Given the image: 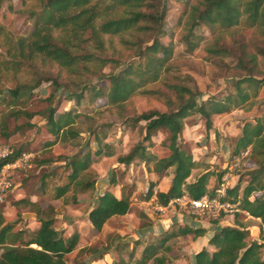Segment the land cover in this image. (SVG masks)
Segmentation results:
<instances>
[{
    "label": "trees",
    "instance_id": "1",
    "mask_svg": "<svg viewBox=\"0 0 264 264\" xmlns=\"http://www.w3.org/2000/svg\"><path fill=\"white\" fill-rule=\"evenodd\" d=\"M5 1L11 10L12 0H0V10ZM32 1L36 8L29 9L34 19L29 34L14 36L0 26L5 49L0 53V80L9 77L14 81L11 88L0 87V95L10 106L27 100L44 82L50 83L52 92L43 100L42 109L27 111L12 107L6 116L25 117V126L30 128L34 126L31 119L39 115L45 121L47 132L54 137V141L46 145H53L58 140H75L83 132L77 126L79 112L68 109L57 113L55 99L59 90L76 104H81L87 95L92 100L103 97L126 128L143 132L142 140L118 155L117 162L124 167L141 162L150 172L170 176L167 189L156 193L158 203L165 205L183 193L194 199L206 194L215 196V189L227 169L216 173L217 183L212 188L209 182L214 173L210 171L188 181L198 164L183 148L179 137L184 120L190 114L200 115L205 128L211 130L216 115L251 104L264 88L258 60L264 57V0H179L184 9L178 24L184 30L181 41L186 49L192 53L200 46L201 38L195 30L206 26L214 32L211 40L201 47L206 58L223 64L229 57L235 61L232 67H225L224 72L234 74L233 92L221 99L209 97L200 102L197 101L198 89L188 86L183 77L172 72V42L165 44L160 39L165 32L163 0ZM107 66L113 69L104 75ZM114 69L118 71L113 72ZM23 74L28 78L20 81ZM102 76L108 79L107 88L91 83ZM138 94L157 100L164 109L132 113L128 106ZM253 120L243 124L230 152L232 160L241 158L234 170L242 165L250 166L245 171L247 183L241 193L239 185L229 186L220 197L221 201L238 203L239 211L233 215L232 226H218L224 215L211 219L217 227L208 240L210 248L197 251L193 264H264V243L250 237L248 225L241 218L250 216L259 219L260 225L264 224V111ZM5 121L4 116L0 130L1 135L8 138ZM160 129L168 131L167 144L164 143L166 153L161 155L151 150L152 138ZM89 132L98 142L97 149H88L83 155H58V160L63 161L68 170L65 181L49 189L48 174H44L37 186L40 195L52 190V197L61 199L73 192L71 203L75 204L79 193L95 191L96 176L89 173L91 164L102 155L113 156L114 151L94 130L89 129ZM13 149L14 154L7 161L25 152L23 145ZM243 151L247 152L244 156ZM49 163L50 159L36 162L39 166ZM114 183V178L109 180L110 185ZM154 186L153 182L149 184L143 197L145 201L153 194ZM41 203L40 199L30 198L16 201L17 205L39 216V226L34 230L14 231V224L4 223L0 213V264H68L66 256L76 249L79 235L73 232L64 236L54 227L51 209H45ZM131 207L129 193L117 197L105 189L89 210L88 219L91 226L100 231L111 218L130 213ZM205 233V228L187 225L165 230L143 246L138 258H135V248L140 242H135L127 258L121 255L127 245L119 243L114 249L118 255L113 264H168L165 253L171 251L169 241L186 235L197 238Z\"/></svg>",
    "mask_w": 264,
    "mask_h": 264
},
{
    "label": "rangeland",
    "instance_id": "2",
    "mask_svg": "<svg viewBox=\"0 0 264 264\" xmlns=\"http://www.w3.org/2000/svg\"><path fill=\"white\" fill-rule=\"evenodd\" d=\"M166 5L165 32L160 37L165 44L172 42L173 67L172 72L185 79V83L197 88L200 95L197 101L206 100L209 97L223 98L228 93L233 92L231 86L234 81L232 71L224 73L225 67H232L235 63L233 58H226L224 64L208 60L202 50V45L210 41L214 32L206 26H198L195 33L201 38L200 46L194 51L189 52L181 41L184 32L182 26L178 24L179 16L184 9V4L179 0H163ZM11 10L8 8V2H3L0 10V26L4 31L14 36H25L33 28L34 19L29 14V9L36 8L32 0H12ZM2 36L0 37V53H4ZM259 66L262 71L261 77H264V57L258 58ZM113 69V68H112ZM111 67L104 68V75L112 71ZM114 69L113 72H117ZM27 74L19 77L20 81L26 80ZM1 77L0 87L11 88L13 82ZM91 83L99 84L107 88L109 82L106 76L95 78ZM152 86V85H151ZM150 86V87H151ZM52 92L50 83H42L33 90L27 100L20 101L17 105L8 106L0 95V128L2 117L5 116L9 136L4 138L0 130V142L7 143L13 147L23 145L24 151L29 153L30 166L25 169H18L12 173L11 180L13 186L3 194L0 199V213L4 218V223L14 224L16 230H34L39 226V216L27 207L17 205L16 201L21 198H30L35 201L40 199L45 209H51L54 218V227L69 236L73 232L79 235V241L76 249L66 256L68 264H113L117 255L114 251L117 244H126L121 255L127 258L135 242H140L135 248V258H138L143 246L146 243L155 240L165 230L187 225L192 228L205 227L210 234L214 233L215 225L212 224L209 215L194 217L187 210L181 208H169L165 212L156 209V205L149 198L144 201L143 197L151 182L155 183L157 191L165 189L170 176L162 179L157 173L150 172L141 162H136L129 167H124L116 160L118 155H122L130 150L143 137V132L130 130L126 128L117 118L113 108H109L105 98L90 99L87 95L81 104L69 101L66 93L59 90L55 99L57 113L72 109L81 114L77 119V126L83 131L75 140H58L53 145H46L54 141V137L47 132L45 121L36 115L31 119L33 127L25 126L27 119L25 117L13 118L8 115V111L14 108H22L27 111H37L45 107L43 100ZM251 104L242 108H236L223 115H216L213 118L211 130L205 128L204 120L197 113L190 114L184 120V128L180 134L179 142L185 150L192 154L197 162V167L192 170L189 181L206 171L213 172L210 178L209 186L215 187L216 173L227 169L229 174V185L234 187L239 185L241 193L242 188L248 180L245 171L249 165H242L234 170V160L231 159L230 152L235 144L241 128L246 122H254L253 118L259 116L264 111V88L259 90L257 98L251 100ZM16 105V107H15ZM132 113L153 108L164 109V107L155 99L138 94L132 98L129 104ZM89 129L94 130L99 139L110 143L114 155L100 156L91 164L89 173L96 176L95 191L92 194L79 193L77 203H71L72 193L68 192L64 198L54 199L52 190L44 195H40L37 186L41 176L48 174L46 181H49V189L53 185L61 184L65 181L68 173L64 162L58 160V155H73L79 153L83 155L88 149L91 151L97 149L98 142L94 140V135L90 134ZM168 137L166 129L156 131L152 138L153 144L151 150L160 155L166 153L164 143ZM147 144V142H145ZM246 152V151H243ZM40 159H50L51 163L39 166L36 162ZM34 160L35 162H31ZM249 166V167H248ZM114 178L115 183L110 185L109 180ZM111 190L116 196L130 194L132 204L131 211L122 217L111 218L100 231L95 230L88 219V212L96 202L97 197L105 190ZM152 196V195H151ZM234 213H228L221 217L218 226L232 223L231 217ZM247 223V229L251 238L258 242H263V234L259 227L261 221L246 216L241 217ZM217 227V226H216ZM212 236V235H211ZM198 238L193 239L192 235H186L175 238L168 242L171 251L165 253L168 264H193V255L201 241ZM264 251V248H263ZM2 248L0 247V254Z\"/></svg>",
    "mask_w": 264,
    "mask_h": 264
},
{
    "label": "built area",
    "instance_id": "3",
    "mask_svg": "<svg viewBox=\"0 0 264 264\" xmlns=\"http://www.w3.org/2000/svg\"><path fill=\"white\" fill-rule=\"evenodd\" d=\"M14 154V149L8 144L0 142V199L3 194L10 189L13 184L11 180L12 173L18 169H25L30 166V154L22 152L13 160H6ZM247 152H242V156ZM240 157H234V165L240 163ZM5 160V162H3ZM229 174L226 172L221 178L215 189V196L203 195L200 198H191L187 193L176 196L170 199L167 204L163 205L158 203L156 198L157 190L153 188V194L150 197L156 209L160 212H165L169 208H181L187 210L190 215L197 217L209 215L210 218L216 219L222 215L226 216L228 213L238 212V203L230 201H221L220 197L224 196L226 188L229 187ZM248 215V213H246ZM250 217V216H249ZM259 220V219H258ZM260 232L264 235V224L259 227Z\"/></svg>",
    "mask_w": 264,
    "mask_h": 264
},
{
    "label": "crops",
    "instance_id": "4",
    "mask_svg": "<svg viewBox=\"0 0 264 264\" xmlns=\"http://www.w3.org/2000/svg\"><path fill=\"white\" fill-rule=\"evenodd\" d=\"M165 177L166 176H162V179H165ZM168 180V184L166 185V187H165V189H163V190H160V191H165L166 189H167V187H168V185H169V179H167ZM189 181V180H188ZM157 187L158 186H154V189H156L157 190ZM103 193V192H102ZM101 193V194H102ZM100 194V195H101ZM117 197H119V196H117ZM145 201V200H144ZM147 201V200H146ZM228 217H231L232 218V220H233V217L230 215V216H227L226 218H228ZM221 223V222H220ZM223 225H230V226H232L233 225V222L232 223H230V222H227L226 224H222L221 226H223ZM221 226H219V227H221ZM215 227V229H214V231L216 230V225L214 226ZM202 228H205V227H202ZM206 229V228H205ZM211 235L212 234H210V233H208L207 232V230H206V233L203 235V236H200V237H197L198 238V240L197 241H199V240H204V241H199L200 243L197 245V246H195L194 245V248H197L196 250H195V252H194V255H195V253L197 252V251H199L200 249H202L203 247H207V248H210L209 246H208V240H209V238L211 237ZM196 238V239H197ZM193 239H195V238H193ZM194 255H193V257H194Z\"/></svg>",
    "mask_w": 264,
    "mask_h": 264
}]
</instances>
